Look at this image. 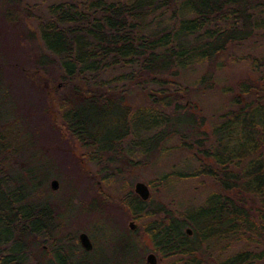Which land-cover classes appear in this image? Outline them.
I'll use <instances>...</instances> for the list:
<instances>
[{"label": "trees", "instance_id": "obj_1", "mask_svg": "<svg viewBox=\"0 0 264 264\" xmlns=\"http://www.w3.org/2000/svg\"><path fill=\"white\" fill-rule=\"evenodd\" d=\"M31 2L0 0V264H264V0ZM169 149L215 188L179 212L129 182Z\"/></svg>", "mask_w": 264, "mask_h": 264}, {"label": "rangeland", "instance_id": "obj_2", "mask_svg": "<svg viewBox=\"0 0 264 264\" xmlns=\"http://www.w3.org/2000/svg\"><path fill=\"white\" fill-rule=\"evenodd\" d=\"M35 0H32L31 3H34ZM32 26V23H30ZM262 44V46H260ZM264 49V40L252 39L249 43L245 44L243 47V51L245 54H249L251 52L259 53L263 52ZM226 76L233 78L243 75L254 76L251 71L248 69L246 64H239V65H230L225 70ZM51 120L59 122L58 117L56 115L55 110L53 109L51 112ZM169 147V145H168ZM72 150L76 156L82 155V149L79 145L74 144ZM168 155L164 158H161L158 161V164L152 167L147 168V170L139 171L136 175H134V179L129 181L132 185V191L134 193V185L137 182H143L148 186L149 193L152 196L153 204H161L167 207V209L172 210L174 212H179L181 210H185L186 208L190 207L191 205H197L200 201L204 199V197L210 192L215 190L212 185V182L205 178H197V179H180L176 176H169L165 181L161 180V175L159 172H163L164 174L172 173V169L175 168L173 165L177 164L181 161V158H178L175 161V151L168 150ZM172 154V155H169ZM54 162H58L59 159H63L59 154L52 155ZM65 163V160H62L56 164L57 168L59 165ZM56 168V170H57ZM54 170V171H56ZM67 171V173H66ZM66 171L63 173V176H67L68 180L58 182V189L53 191L50 187V182L52 180H56L55 178H51L48 182L49 193L52 196V200H60L63 199L65 193H67V184L69 183V178L73 173V169L66 165ZM162 173V174H163ZM71 218V217H70ZM70 226L73 228L74 231H77V238L79 234L85 233L89 237V233L87 232L89 228V222L85 218L76 219H69ZM129 223H133L135 229L138 227V222L133 221L132 219L126 218L124 221L125 228L129 229ZM130 230V229H129ZM132 231V230H131ZM134 231V230H133ZM90 239V238H89ZM91 244H93L92 240L90 239ZM147 243V253L145 254V262L146 257L149 254H153L156 258V263H159V256L152 252V246L148 241Z\"/></svg>", "mask_w": 264, "mask_h": 264}, {"label": "water", "instance_id": "obj_3", "mask_svg": "<svg viewBox=\"0 0 264 264\" xmlns=\"http://www.w3.org/2000/svg\"><path fill=\"white\" fill-rule=\"evenodd\" d=\"M58 185L59 184H58L57 180H52L50 182V187H51V189L53 191H56L58 189ZM134 193L143 201H146L149 198V196H150L148 186L145 183H143V182L135 183V185H134ZM129 229L132 230V231L135 230V227H134L133 223H129ZM186 232H187L188 235L191 234V231L189 229H187ZM78 240H79L80 246L85 251L89 252V251L92 250L91 241H90L89 237L85 233L79 234ZM146 263L147 264H156L155 256L153 254H149L146 257Z\"/></svg>", "mask_w": 264, "mask_h": 264}]
</instances>
